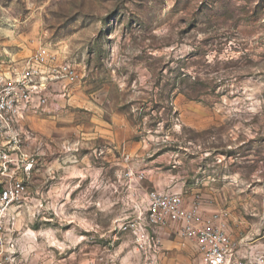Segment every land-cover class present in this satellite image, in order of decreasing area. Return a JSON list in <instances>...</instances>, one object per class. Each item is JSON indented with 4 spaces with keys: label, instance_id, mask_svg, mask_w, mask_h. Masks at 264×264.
I'll return each instance as SVG.
<instances>
[{
    "label": "clouds",
    "instance_id": "9594fccd",
    "mask_svg": "<svg viewBox=\"0 0 264 264\" xmlns=\"http://www.w3.org/2000/svg\"><path fill=\"white\" fill-rule=\"evenodd\" d=\"M73 3L76 14L65 17L62 27L51 29L45 48L55 56L70 44L74 51L80 49L77 60L96 67L92 99L98 107L96 115L87 120L96 126H107L102 125V119L107 120L117 138L112 141L109 137L111 143L104 141L98 146L80 143L93 151L78 154L82 163L77 175H91L93 183L86 184L88 192L81 189L75 200L70 198L81 185L65 186L70 175L60 169L55 176L40 171L54 161L37 162V189L51 179L62 190L42 196L47 207L38 204L14 224L11 232L19 236L9 240L11 246L3 250L13 254L11 264H75L77 253L65 255V250L88 238L79 233V219L75 226L42 222L33 230L29 225L37 215L41 221L45 216L54 220L53 212L77 215L74 209L90 206L91 199L83 197L97 186L93 175L97 168L108 181L106 191L111 193L112 203L120 205L115 213L99 209L104 213L105 234L113 224L122 229L111 237L113 250L106 249L104 264H157L163 259L162 249L169 247L166 241L172 231L178 233L176 245L188 252L183 264H264V140L255 144L246 141L264 137V108L260 107L264 104V76L258 75L264 73V60L257 61L255 67H243L247 60L240 61V72L251 74L240 79L238 72L222 70L226 65L221 63L231 58L227 53L232 44L264 37V0H207L203 8L204 0ZM221 41L226 42L225 55H218L215 48ZM238 95L243 99H233ZM194 112L210 118L209 131L200 130L199 122L192 119ZM73 115L65 111L57 118ZM21 133L36 143L35 133L29 136L23 128L17 135ZM66 142L63 136L39 140L51 144L48 152H62ZM229 147L235 150L226 151ZM150 156L155 159L146 162L145 157ZM133 174L159 181L151 197L139 180L134 185L142 208L158 205L157 197L167 201L158 215L133 210L136 206L128 199ZM189 179L191 196L184 191ZM79 215L96 222V210ZM113 215L127 223H117ZM118 238L121 242L117 245ZM60 256L64 258L58 259Z\"/></svg>",
    "mask_w": 264,
    "mask_h": 264
},
{
    "label": "rangeland",
    "instance_id": "374dc122",
    "mask_svg": "<svg viewBox=\"0 0 264 264\" xmlns=\"http://www.w3.org/2000/svg\"><path fill=\"white\" fill-rule=\"evenodd\" d=\"M206 4L207 0H204V3L200 7L203 8ZM76 7L77 5L73 3V0H3L2 5H0V71L8 76H14L25 69L27 61L35 54L39 46L45 45V42L52 35L51 29L62 27L66 23L65 17H71L76 14L74 12ZM25 20L28 21L27 24H25ZM50 21H56L57 23L50 24ZM4 33H7V35ZM45 33L49 35L46 36ZM208 39L218 40V37H209ZM225 43L221 41L215 45L218 55L226 54ZM78 51L80 49L74 51L70 44L64 45L60 51L63 54H67L77 64L81 75L80 80L75 85L69 87V95L56 97V99H53L52 105L46 113L32 114L26 117L25 122L21 124V128L29 136H33V133H35L33 140L36 143L32 144L28 141L26 150L36 154L37 157L36 167L29 181L30 199L22 206L18 221L23 218L26 211H35L38 204H44L47 207V204L41 199L42 196L51 191L59 192L62 190L60 185H57L56 181L51 179H49L47 184L39 188V190L37 189L36 181L40 179V177L35 175L38 161H54V163H46V166L40 169V171L49 176H55L57 169L68 173L70 179L63 182L65 186L76 183L81 185V188L76 189L70 198L75 200L77 193L81 189L88 192L87 188L84 187L86 184L91 185L93 183V176L85 177L77 175V172L81 171L77 166L82 163L78 158V154L93 151L91 147H80V143L98 146L101 142L108 141L109 137L112 138V141L117 138V133L108 124L107 120L102 119V125L107 126H96L87 120L89 116L96 115L95 109L98 107L92 99L96 95L94 79L96 78L95 74L97 69L90 62L81 63V61L77 60L76 55ZM143 54L141 52V55ZM227 54L231 58L221 61L222 64L226 65L222 70L238 72L237 79L242 78L244 75H251L250 73L240 72L239 62L247 60V63L243 67H255L257 61L264 60V37H258L255 40L249 37L239 41V46L232 44L231 52ZM228 65L233 67L229 69L227 67ZM116 75L119 76L120 73L117 72ZM258 75L264 76V73H258ZM237 98L243 99L239 95L233 97V99ZM65 102L68 103L65 104ZM247 102L254 110L256 106L253 104V101L249 99ZM260 107L264 108V104L260 105ZM65 111L76 115H73L70 119H66L63 116L57 118L58 113ZM117 114L119 115V113ZM254 115H258V113L254 112ZM192 119L199 122L201 131L210 130V118L204 116L202 113L194 112ZM211 123L215 125L216 122L212 120ZM61 136L67 140L63 144L62 152H48L51 144L45 145L39 143L40 138L47 140L50 137L51 140H57ZM73 138H75V142ZM25 139L27 138L25 137ZM260 140H264V137L253 136L246 138L247 143L251 144H255ZM112 141L108 142L111 143ZM242 146H246V144ZM234 150L229 147L226 151L231 152ZM159 154L156 153L155 155ZM58 156H63L64 158L56 159ZM97 156H99V152H97ZM153 159H155V156L145 157L146 162ZM88 163L92 164V160H89ZM93 168H95V165H93ZM148 170L151 171V169ZM93 175H95V183L97 186L92 188L91 192L83 197L84 200L91 199L92 203L90 206L85 205L79 210L74 209L73 211H76L77 215H72L70 212L65 211L63 216H60L58 212H53L54 220H48L47 216H45L44 220L41 221L37 215V219L29 225L33 230H36L42 222L49 224H60L62 222L63 226H75V222L79 219V233L88 238L80 241L73 249L65 250V255L73 252L77 253L75 256V264H104L102 256L106 254V249L108 252L113 250L111 237L115 236L117 232L122 231L121 228L113 224L111 231L105 234V226L101 220L104 213L99 211V209L108 208L110 212L115 213L120 208V205L112 203V195L106 191L108 181L104 178L103 173L97 168ZM172 175H175V173H172ZM130 179H133V187L129 188L128 199L135 204L134 211L145 215L146 209L140 207L142 201L138 200L136 196L138 190L134 186L135 181L139 180V185L146 189V194L152 190H156V184L159 181L148 178L140 179L135 177V174ZM191 183L192 180L189 179L185 181L184 185V191L189 196H191V192L188 190V185ZM49 185H56V187L49 188ZM149 185H151L150 189L148 188ZM255 186L256 184H253V187ZM116 194L119 195V191ZM60 201L63 203L62 197ZM93 210L97 212L95 223L89 221L86 215H79L80 212H91ZM113 219L119 224L127 223V220L120 218L118 215H113ZM97 226H99L100 230H97ZM177 235L178 233L175 231L169 233L168 240L166 241L169 247L162 249L161 256L163 259L162 261L158 260L157 264H183V259L187 257L188 252L186 249H182L176 245L175 238ZM18 236L19 233L16 232V239ZM47 238L52 241L53 245L55 244L51 234H48ZM120 242L118 238L115 243L118 245ZM81 248H83V252L80 251ZM63 258V256L58 257V259ZM53 264H55V261Z\"/></svg>",
    "mask_w": 264,
    "mask_h": 264
},
{
    "label": "built area",
    "instance_id": "2783aa9c",
    "mask_svg": "<svg viewBox=\"0 0 264 264\" xmlns=\"http://www.w3.org/2000/svg\"><path fill=\"white\" fill-rule=\"evenodd\" d=\"M80 76L77 64L67 54L50 55L45 45L39 46L19 74L8 76L0 71V261L6 264H11L14 256L3 250L11 246L9 240H16V232L11 229L30 199L29 181L37 157L26 150L28 140L23 133H17L26 117L46 113L53 99L69 95V87ZM147 195H155V190ZM157 200L161 202L147 208L146 216L163 210L167 201L161 197ZM152 240L150 235L149 242Z\"/></svg>",
    "mask_w": 264,
    "mask_h": 264
},
{
    "label": "crops",
    "instance_id": "0c3cea01",
    "mask_svg": "<svg viewBox=\"0 0 264 264\" xmlns=\"http://www.w3.org/2000/svg\"><path fill=\"white\" fill-rule=\"evenodd\" d=\"M31 153V152H30Z\"/></svg>",
    "mask_w": 264,
    "mask_h": 264
}]
</instances>
